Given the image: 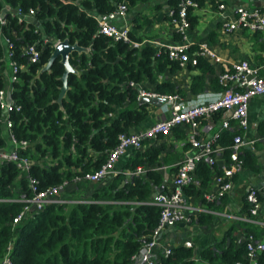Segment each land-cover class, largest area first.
<instances>
[{"label": "trees", "instance_id": "trees-1", "mask_svg": "<svg viewBox=\"0 0 264 264\" xmlns=\"http://www.w3.org/2000/svg\"><path fill=\"white\" fill-rule=\"evenodd\" d=\"M148 1L0 0V15L6 10V24L0 26V90L6 88L8 66L3 39L10 38L12 58L23 66L11 85V98L20 110L13 109L9 114L10 131L16 140L28 142L20 155L31 161L28 174L17 169L13 162L0 161V264L8 247L12 264H129L132 256L150 241L160 213L153 204L152 193L163 181L162 173L151 168L160 164L163 148L155 144L147 145L143 151L136 150L125 167L130 172L146 168L145 175L134 174L123 183L127 176L120 173L110 178L108 184L91 189L87 202L47 205L12 224L25 206L24 200L31 196L28 176L37 182L39 189H45L97 170L108 151L117 145L119 135L129 134L147 118L149 105L139 103L138 85L149 90L144 85L148 82L158 94L178 92L170 82H157V76L167 66L171 70L179 67L165 52L158 55L152 45L139 47L136 43L140 40L132 32L129 33L132 43L114 41L99 33L97 16L105 17L121 3L130 10ZM197 1L199 5L200 0ZM18 9L20 15H27L32 9L42 28L18 15ZM195 20L190 9L189 24ZM64 39L89 51L71 53L69 62L77 73L68 75L69 89L60 106L56 101L64 70L60 59L53 62L49 71L41 69L53 51V43ZM31 44L40 53L35 63L29 62L24 53ZM192 67L210 72L214 87L225 89L218 82L219 73L205 59L199 58ZM130 82L137 86H130ZM203 82L202 76H195L192 90L200 88ZM2 116L0 110V148H7L1 129ZM239 132L224 130L216 137L215 145L229 146ZM241 158L243 168L260 170L254 151L246 150ZM213 172L215 175L221 171L204 160L197 162L194 174L199 187L212 181ZM72 188L71 193L75 186ZM183 191L186 195L201 193L195 184ZM202 217L197 219L198 223H203ZM224 237L221 242L203 248L199 260L206 264H234L243 260L244 242L238 244L230 231ZM196 261L193 248L180 245L172 247L168 256L160 254L157 264H196ZM258 263L264 264L263 256Z\"/></svg>", "mask_w": 264, "mask_h": 264}, {"label": "built area", "instance_id": "built-area-1", "mask_svg": "<svg viewBox=\"0 0 264 264\" xmlns=\"http://www.w3.org/2000/svg\"><path fill=\"white\" fill-rule=\"evenodd\" d=\"M198 7L196 0H178L175 8L168 10L170 24L175 32L181 37V41L167 45L165 50L159 51L167 54V57L181 65L198 63L199 58L208 60L214 65L221 66L222 70L218 75V82L225 89L211 100L200 101L192 105L185 104L180 94H158L153 91L144 90L138 87V100L141 98H162L168 107L169 115L158 120L147 129L133 134L123 133L118 137L117 145L108 151L104 163L94 171L84 172L75 176L71 181H63L61 184L51 186L45 189H39L37 182L28 176L31 196L24 200L25 206L14 217L12 224L16 225L24 220L28 214L39 212L47 205L51 204H69L77 202H87L85 199H72L63 194L72 190L73 186L82 183H98L118 176L120 173L132 176L143 172L141 168L135 171L122 172L115 167L117 160L123 156L127 150H141L146 141L156 139L161 134H167L174 128L184 126L188 129V139L190 150L182 161L176 164L175 174L171 186L163 190L155 199L153 204L160 209L158 226L155 229L150 241L144 244L140 250L134 254L129 264H157L159 255L156 253V246L161 232L167 226L176 225L179 222L188 220V212L192 210L205 211L204 208L190 207L184 195L183 188L195 183L194 172L197 162L204 160L211 167H214L218 157L222 154L223 147L215 145V139L222 130L230 128L229 119L221 123V128L212 138L204 140L200 136V127L202 121L210 119L213 115L221 111H230V120L235 122L239 130H245L248 127V104L252 97L264 95V62L260 66H253L246 60H240L227 65L220 56L206 42H199L192 48L186 38V31L189 27L188 12L190 9ZM219 9H224V4L218 5ZM17 14L21 12L18 9ZM128 10L124 3L119 4L114 11L101 17L98 21L99 33L112 38L114 41L131 42L129 28L127 26L119 27L114 23L117 18H124ZM34 11L29 10L27 15H20L22 18L33 16ZM6 24L5 17L0 15V26ZM229 30L243 29L249 32H260L264 35V13L260 10H248L239 7L234 11L232 21L227 25ZM5 58L9 67L8 87L0 90V110L2 111V120L6 128L10 131L12 121L9 119L10 112L20 107L11 98V85L17 81L18 72L23 66L15 61L13 57V43L10 38H4ZM59 41V40H58ZM58 41L53 43V47ZM27 59L31 63L39 60L40 53L35 44L28 45L24 49ZM130 86H137L130 82ZM9 96V101L6 97ZM264 120V117H263ZM10 148H0V161L13 162L17 169L23 173L29 172L31 161L29 157L21 156L20 151L26 149L28 142L25 140H16L10 131ZM246 144H254V141L246 142L238 133L232 138V142L227 147L229 149V162L222 166L221 172L215 174L214 184L216 192L206 196L207 201L220 199L224 194L232 189V178L243 168L241 158V148ZM245 199L249 205L250 216L258 214L264 205V181L257 187L248 189ZM245 258L236 261L234 264H259L260 256L264 257V240L257 239L253 234L248 233L244 237ZM185 247H192L190 241H185ZM9 247L1 264H12L9 259ZM171 253L170 248H164L162 254L168 256Z\"/></svg>", "mask_w": 264, "mask_h": 264}, {"label": "crops", "instance_id": "crops-1", "mask_svg": "<svg viewBox=\"0 0 264 264\" xmlns=\"http://www.w3.org/2000/svg\"><path fill=\"white\" fill-rule=\"evenodd\" d=\"M197 2L199 3V1ZM177 3L178 0H149L147 3H138L135 7L128 10L124 18H117L114 23L119 27L127 26L129 32H132L140 40L136 45L139 47L152 45L157 49L158 53L165 50L167 45L181 41L180 36L179 39L178 34L170 24L168 17V10L175 8ZM219 4H224L225 8L219 9ZM239 7L248 10L257 9L264 13L263 0H200L198 7L191 9V15L196 20L192 25L189 24L186 38L192 48L196 47L199 42H206L227 65L240 60H246L253 66H260L264 62V35L260 32H249L243 29L229 30L227 28V25L234 17V11ZM87 50L89 51V48ZM206 61L214 67L217 73L221 72V66L214 65L208 60ZM178 65L179 67L176 70H171L167 66L157 76V82H170L178 90L177 93L180 94L185 104L192 105L200 101L211 100L223 92L211 83L213 75L210 72H201L190 66L191 64L181 65L178 63ZM8 72L9 67L7 66V75ZM260 74L264 76L263 71ZM7 75L6 88L8 87ZM198 75L204 78V82L200 88L192 90L193 78ZM144 85L145 87L153 88V85H150L148 82ZM138 87L143 88L140 85ZM151 89L144 90L153 91ZM6 101H9V96L6 97ZM230 114V111H221L210 119L203 120L200 127L201 138L204 140L212 138L218 133L221 123L225 119H229L230 121V128L225 130H239L235 122L230 120ZM168 115L167 105L157 106L151 104L148 106L147 118L131 130H133V133H139ZM263 117L264 95L254 96L248 104V127L245 130H239V134L246 142L254 141V144H246L241 148V155L246 150L254 151L260 164V170L254 172L247 168H242L232 178V189L215 201L206 200V196L216 192L214 172L212 181L203 187H199L200 182L195 174H193L195 179V183L193 184L201 189V193L196 195L184 194L186 202L192 208H204L205 211H189L188 220L177 223L173 231H168L165 228L158 238L156 246L157 255L162 254L164 248L171 249L172 247L183 245L185 241H190L197 258L196 264H206L204 261L199 260L198 255L200 251L203 248L221 242L228 231L235 237L238 244L242 241L244 242V237L248 233L253 234L257 239L264 240V205L257 215L250 216L249 205L245 199L249 188L257 187L264 181V157L258 154V152L264 153ZM1 129L7 140V149H9L8 137L10 131L6 128L3 120ZM223 132L224 130L219 135ZM149 144L163 147L159 156L160 164L152 165L151 168L161 172L163 180L165 175H167L164 187V190H166L172 184L176 164L192 153L188 139V129L184 126L176 127L167 134H161L156 139L146 141L140 151H143ZM217 146L224 148L214 166L221 171L222 166L229 162L230 151L227 148L228 145ZM135 152L136 150L133 149L127 150L117 160L115 164L116 169L122 172L130 171L125 167ZM138 168H141L143 172L137 175H145L146 168ZM126 176L127 179L131 177ZM93 185L95 183H82L78 186L79 188L76 186L72 193L68 192L63 195L72 199L83 198L87 200L91 196V189L94 188ZM200 216H203V223L197 222ZM248 230H252V232H248Z\"/></svg>", "mask_w": 264, "mask_h": 264}, {"label": "water", "instance_id": "water-1", "mask_svg": "<svg viewBox=\"0 0 264 264\" xmlns=\"http://www.w3.org/2000/svg\"><path fill=\"white\" fill-rule=\"evenodd\" d=\"M264 1V0H263ZM15 12V10H14ZM6 13V10L3 11L2 16L4 17ZM26 20L29 23H33L37 28L41 29L42 28V24L41 22H39V20H37L34 16H28L26 17ZM97 20L100 21L101 20V16H97ZM88 50L85 47L80 46L78 43H70L68 39H64L61 41H58L56 43V45L53 47V51L50 55V57L48 58L47 63L42 67L41 72H45V71H49L53 62L56 59H60L61 64L64 67L63 73L61 75V77L59 78L60 81L62 82V86L60 87V91L58 94V98H57V103L61 106L62 105V99L64 98L67 90L69 89V85H68V75L70 73H77V70L70 64L69 62V57L71 55V53L73 52H77L78 54L84 52L86 53ZM140 104H148V105H157V106H162L165 104V100L162 98H141L139 101ZM130 134H133V130H130ZM258 154H260V156L264 157V153L263 152H258ZM263 162V161H261ZM130 177L126 180L129 181ZM167 181V175H165V178L163 180V182L161 183V185L159 187H157L155 189V191L152 193V198L155 199L163 190L165 187ZM168 231H173L175 229V225L173 226H167L166 228Z\"/></svg>", "mask_w": 264, "mask_h": 264}, {"label": "rangeland", "instance_id": "rangeland-1", "mask_svg": "<svg viewBox=\"0 0 264 264\" xmlns=\"http://www.w3.org/2000/svg\"><path fill=\"white\" fill-rule=\"evenodd\" d=\"M110 181H111V179H107V180L100 182L99 184H95L93 186L96 187L97 185H100V184H108Z\"/></svg>", "mask_w": 264, "mask_h": 264}]
</instances>
